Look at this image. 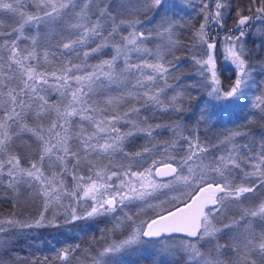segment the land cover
I'll return each mask as SVG.
<instances>
[{"label":"snow or ice","instance_id":"6c2138e0","mask_svg":"<svg viewBox=\"0 0 264 264\" xmlns=\"http://www.w3.org/2000/svg\"><path fill=\"white\" fill-rule=\"evenodd\" d=\"M257 119L264 0H0V264H264Z\"/></svg>","mask_w":264,"mask_h":264},{"label":"trees","instance_id":"16d2710c","mask_svg":"<svg viewBox=\"0 0 264 264\" xmlns=\"http://www.w3.org/2000/svg\"><path fill=\"white\" fill-rule=\"evenodd\" d=\"M192 71L191 66H188L184 69L185 73H190ZM225 77L229 76L230 74L225 72L224 73ZM241 118L235 119V123L232 124H227L226 127L228 128H235L238 125H244L247 122V112L245 113H240L239 114ZM252 130L256 133L257 136H259L262 132H264V122L257 120H254L253 123L251 124ZM221 129H213L210 135H215L217 134ZM85 227L84 224H80L79 227L75 229L73 232L72 230L69 229H61L60 232H64L67 235H74L78 234L80 237L88 238L91 235H99V231L97 230V226H93V228L89 229L87 232V236L85 235V232H80L79 229ZM98 227L102 228L104 227L103 224H100ZM30 239L26 243H22L20 245V249H22V255L27 254L29 252L35 253L36 256L38 257H43V256H49L52 257L54 256V252L50 251V244L49 241H54V237L59 238L61 241L64 240V236H61L59 232H54L52 230H44V229H38V230H33L30 233ZM28 244H32V247L29 248ZM75 264V262H74Z\"/></svg>","mask_w":264,"mask_h":264}]
</instances>
